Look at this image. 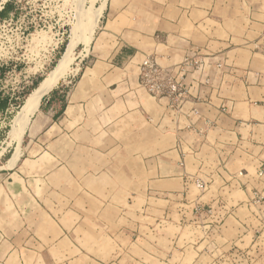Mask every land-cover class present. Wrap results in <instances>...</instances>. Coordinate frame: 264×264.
<instances>
[{"label":"crops","instance_id":"crops-1","mask_svg":"<svg viewBox=\"0 0 264 264\" xmlns=\"http://www.w3.org/2000/svg\"><path fill=\"white\" fill-rule=\"evenodd\" d=\"M96 32L9 182L0 264H264V0H107ZM196 53L180 101L140 85L145 55Z\"/></svg>","mask_w":264,"mask_h":264},{"label":"rangeland","instance_id":"rangeland-1","mask_svg":"<svg viewBox=\"0 0 264 264\" xmlns=\"http://www.w3.org/2000/svg\"><path fill=\"white\" fill-rule=\"evenodd\" d=\"M81 1L84 3H82L84 7L91 3V0H0V11L6 3L9 2L11 4L7 14L0 16V97L7 104L6 109L0 111V205H3L2 209L5 213L6 210H11L14 218L19 216L14 212L15 209H12V203L8 202V192L11 191L13 193L9 182H14L15 187L23 183V179L17 173L22 175L27 165H29L28 161H24L26 157L24 156L26 154L25 144L33 135L37 121L42 119V112L47 107V97L52 91L57 88L68 90L76 83L83 69L92 64L94 57L91 55V45L87 46V44L80 43L77 46L71 70L43 98L41 110L38 113L36 112L37 114L33 117L35 119L34 126L24 136L21 157L18 163L11 167L7 163L16 146L10 136L13 120L24 107L29 94L33 91L35 82L50 72L65 50L73 34V27L77 21L78 5ZM95 1V4L98 5L102 0ZM98 27L96 31H98ZM96 36L97 32L95 33ZM95 39L93 41H96ZM101 40L104 41L103 38ZM257 51L263 54L264 48L261 46ZM84 53L86 54L84 55ZM197 57L202 58V55L196 53L185 58ZM203 65L204 62L202 67ZM30 90L31 92L24 99L26 92ZM23 99L25 100L24 103H22ZM61 101H63L61 98L57 100L58 107L62 104ZM13 171H16V173L11 175ZM8 184L9 186H7ZM196 187L198 188L197 185ZM198 189L192 192L197 195L199 191H202L200 188ZM1 224V229H5L6 225L4 226V223L3 225ZM14 224L18 225L20 223L16 221L12 223V225ZM107 232L106 234L103 232L101 239H98L99 242L97 243L101 249H107V246L115 245L120 240L117 233L114 232V235H112ZM160 240L162 241L161 245H167V242H163L167 241L165 237ZM121 242L123 245L127 244L125 239H121ZM138 242L134 238V241H132L133 246L149 245L141 238H139ZM160 257H165L166 259L165 254H161Z\"/></svg>","mask_w":264,"mask_h":264},{"label":"bare ground","instance_id":"bare-ground-1","mask_svg":"<svg viewBox=\"0 0 264 264\" xmlns=\"http://www.w3.org/2000/svg\"><path fill=\"white\" fill-rule=\"evenodd\" d=\"M95 2V0H91V3L87 7L83 6L84 3L82 1L79 2L77 21L74 24L72 37L66 45L65 50L55 66L29 94L24 107L15 116L10 130V136L13 143H16V146L7 163V165L9 164L8 166L14 167L18 163L22 154V142L32 118L38 111L43 98L71 70V64L74 60L77 46L80 43L90 46L93 41L107 0H102L98 5Z\"/></svg>","mask_w":264,"mask_h":264},{"label":"built area","instance_id":"built-area-1","mask_svg":"<svg viewBox=\"0 0 264 264\" xmlns=\"http://www.w3.org/2000/svg\"><path fill=\"white\" fill-rule=\"evenodd\" d=\"M203 62L200 57L185 58L176 65L164 66L152 55H145L140 63V85L155 98L180 101L188 92L186 80L189 74L200 69ZM197 185L204 187L203 182Z\"/></svg>","mask_w":264,"mask_h":264},{"label":"trees","instance_id":"trees-1","mask_svg":"<svg viewBox=\"0 0 264 264\" xmlns=\"http://www.w3.org/2000/svg\"><path fill=\"white\" fill-rule=\"evenodd\" d=\"M10 5H11V4H10L9 2L6 3V4L4 5L3 9L0 11V16H1V15L3 16V15H6V14H7ZM43 78H44V77H43ZM43 78H39V80L35 82V85H34L33 89L39 84V82H40ZM33 89H32V90H33ZM30 92H31V90L28 91V92H26V94H25V98H24V99H26L27 95H28ZM24 99H23V102H22V103H24V101H25ZM62 102H63V101H62ZM6 107H7L6 101H5L4 99H1V97H0V111L5 110Z\"/></svg>","mask_w":264,"mask_h":264}]
</instances>
